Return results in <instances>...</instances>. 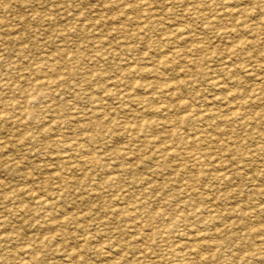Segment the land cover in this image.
I'll return each instance as SVG.
<instances>
[{
  "label": "rangeland",
  "instance_id": "1",
  "mask_svg": "<svg viewBox=\"0 0 264 264\" xmlns=\"http://www.w3.org/2000/svg\"><path fill=\"white\" fill-rule=\"evenodd\" d=\"M263 10L0 0V264H264Z\"/></svg>",
  "mask_w": 264,
  "mask_h": 264
},
{
  "label": "bare ground",
  "instance_id": "2",
  "mask_svg": "<svg viewBox=\"0 0 264 264\" xmlns=\"http://www.w3.org/2000/svg\"><path fill=\"white\" fill-rule=\"evenodd\" d=\"M204 1H205V0H204ZM208 1H210V0H208ZM193 6H194V5H193ZM233 10H234V9H233ZM263 11H264V10H263ZM230 12H231V11H230ZM232 12H233V11H232ZM241 12H242V11H241ZM259 12H260V10H259ZM221 13H222V12H221ZM236 13H237V12H236ZM242 13H243V12H242ZM226 14H227V11H226ZM230 14H231V13H230ZM243 14H244V13H243ZM247 14H248V13H247ZM221 15H222V14H221ZM234 15H235V14H234ZM248 15H249V14H248ZM251 15H252V14H251ZM225 16H226V15H225ZM232 16H233V15H232ZM239 17H240V16H239ZM245 17H246V16H245ZM229 19H230V18H229ZM232 19H233V18H232ZM232 19H231V20H232ZM238 19H239V18H238ZM238 19H237V20H238ZM240 19L242 20V18H240ZM245 19H246V18H245ZM241 20H239V21L241 22ZM243 20H244V19H243ZM250 23H251V22H250ZM237 24H238V23H237ZM251 24H252V23H251ZM228 25H229V24H228ZM230 25H231V24H230ZM247 25H248V24H247ZM247 25H246V26H247ZM226 26H227V25H226ZM227 27H228V26H227ZM233 27H234V26H233ZM233 27L231 26L230 28L228 27V28H226V29H232ZM243 27H244V26H243ZM247 27H248V26H247ZM235 28H236V27H235ZM242 29H243V28H242ZM252 29H253V28H252ZM238 30H239V29H238ZM250 30H251V29H250ZM254 30H255V29H254ZM254 30H253V31H254ZM231 31H233V30H231ZM231 31L228 30V32H231ZM187 37H188V36H187ZM247 43H248V42H247ZM233 45H234V44H233ZM236 45H237V44H236ZM239 45H241V44H239ZM239 45H238V46H239ZM198 46H199V45H198ZM202 47H204V46H202ZM240 47H241V46H240ZM240 47H239V49H240ZM237 48H238V47H237ZM233 51L235 52L236 49L234 50V48H233V49H232V52H233ZM180 52H183V51H180ZM180 52L177 51V52H175V53H177L176 55H179ZM228 52H231V50L228 51ZM228 52H227V53H228ZM183 53H184V52H183ZM184 54H186V53H184ZM176 55H175V56H176ZM232 55H234V54H232ZM175 56H174V57H175ZM179 56H180V55H179ZM230 56H231V55H230ZM157 60H158V59H157ZM157 60H156V62H157ZM161 60H162V59H161ZM165 60H166V59H165ZM158 61H159V60H158ZM158 63H159V62H158ZM160 63L162 64L161 61H160ZM165 63H166V62H165ZM154 65H155V64H154ZM157 65H158V64H157ZM166 66H167V65H166ZM246 66H247V65H246ZM152 67H153V66H152ZM160 67H161V66H160ZM251 67H252V66H251ZM153 68H155V67H153ZM253 69H254V68H253ZM253 69H252V70H253ZM250 71H251V70H250ZM253 72H257V71L255 70V71H253ZM258 73H259V72H258ZM258 73H257V74H258ZM253 74H255V73H253ZM258 75H259V74H258ZM260 77H261V76H260ZM260 77H259V78H260ZM49 80H50V79H49ZM47 81H48V80H47ZM39 96H40V95H39ZM39 96H37V97H39ZM41 96H42V95H41ZM34 98H35V97H34ZM38 100H39V98H38ZM38 100H37V101H38ZM239 114L242 115L241 113H239ZM239 114H238V115H239ZM82 151H84V150H82ZM79 152H80V151H79ZM84 152H86V151H84ZM80 153H81V152H80ZM89 153H90V152H89ZM91 153H92V152H91ZM91 153H90V154H91ZM83 154H84V153H83ZM90 154H89V155H90ZM79 155H81V154H79ZM81 158H82V155H81ZM84 159H88V158H86V155L84 156ZM80 160H82V159H80ZM91 160H92V159H91ZM85 161H86V160H85ZM92 161H93V160H92ZM92 161H91V162H92ZM91 162H90V163H91ZM43 201H44V200H43ZM40 202H42V201H40ZM41 205H42V203H41ZM43 205H44V202H43ZM261 252H262V251H261ZM261 252H259V253H261ZM261 254H262V253H261ZM258 255H259V254H258Z\"/></svg>",
  "mask_w": 264,
  "mask_h": 264
}]
</instances>
